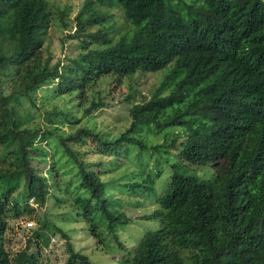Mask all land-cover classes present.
<instances>
[{
    "label": "trees",
    "instance_id": "16d2710c",
    "mask_svg": "<svg viewBox=\"0 0 264 264\" xmlns=\"http://www.w3.org/2000/svg\"><path fill=\"white\" fill-rule=\"evenodd\" d=\"M109 8L119 9L131 29L114 42L106 26ZM47 23L44 0H0V45H7L0 49V147L6 151L0 157V239L6 212L16 217L28 211L24 203L30 199L43 205L50 189L61 184L59 191L66 193L78 179L83 195L75 197L81 208L76 215L101 244L102 228L112 233L127 220L103 200L98 174L105 171L87 159L85 143L96 144L99 155L118 158L122 149H144L136 135L143 128L182 127L179 162L211 168V182L172 165L181 172L170 175L155 209L142 217L159 227L141 236L124 264H264V0H83L67 37L83 50L66 66H49L40 57ZM160 71L155 93L128 109V127L112 140L86 129L61 138V121H53L52 129L29 127L18 103L56 80L59 95L83 106L86 92L102 80ZM89 105L84 115L97 106L93 100ZM58 156L67 161L60 163ZM65 164L75 173L59 183ZM257 175L259 194L249 202L242 194ZM119 180L117 187L127 195L148 192L152 182L132 169ZM45 227L34 238H43ZM65 250L63 264H89L70 243ZM0 264H37V258L27 248L9 256L0 245Z\"/></svg>",
    "mask_w": 264,
    "mask_h": 264
},
{
    "label": "rangeland",
    "instance_id": "374dc122",
    "mask_svg": "<svg viewBox=\"0 0 264 264\" xmlns=\"http://www.w3.org/2000/svg\"><path fill=\"white\" fill-rule=\"evenodd\" d=\"M44 1L48 23L41 34L40 57L43 61L48 59L49 66L56 64L66 66L83 50L78 40L67 38L75 29V17L82 7L83 0ZM104 11L110 17L106 26L109 28L108 33L112 42L130 32V26L124 21L119 9L109 8ZM86 31L93 32L95 28H89ZM95 47L91 45L89 48ZM0 49L6 50L7 45L2 43ZM163 74L164 71H160L140 73L130 79L102 80L86 92L87 100L82 103L83 106H77L78 102L72 98L73 94L70 95L72 101L69 102L68 97L59 95L56 80L37 86L29 93L28 98H18V103L29 115L30 119L27 122L29 127L52 129L56 123L53 121H61V125H57L56 133L61 138L74 134L77 130L86 129L102 135L103 140H112L128 127L130 122L128 109L133 104L148 100L160 85ZM165 92L164 89L162 94ZM90 100H93L97 106L89 114L84 115L83 110L90 106ZM68 117L75 121V124H69L66 121ZM136 135L144 149L140 150L135 146L128 149L126 153L122 149L117 152L118 158L114 155L97 154L96 144L90 140L83 147L86 153L90 151L87 153V159L90 162L102 164L101 170L105 172L98 176L104 188L101 187L99 191L105 202L112 203L111 210L121 214L122 220H127L125 225L117 226L112 233L102 228L103 242L97 244L88 232L87 223L81 216L76 215V213L81 214V208L75 204V197L83 195V190L76 186L79 184L78 179L71 180L66 193L59 191L62 188L61 184L57 191L50 189L43 205L30 199L24 203L28 211H20L21 213L16 217H13L11 211L4 214L5 229L0 239V245L4 251L11 256L27 248L28 254L36 256L37 264H63L66 257L65 244L68 242L74 251L87 258L89 264H124L141 236L159 227L158 221H147L142 217L150 215L155 209V201L165 189L170 175L173 172H181V169L172 171V165H178L189 173H194L204 183L211 182L209 180L212 178L211 168L190 166L185 162H179L177 152L186 136L184 128L173 127L156 131L150 126L148 129H141ZM49 142L54 144L53 138ZM3 150L0 147V157L3 155ZM58 157L60 163L67 161L65 156ZM49 159L50 156L47 155L46 166L40 165L42 172L46 170ZM140 162L142 164L138 166L137 163ZM135 164L138 166L137 169L133 167ZM1 165L0 162V167ZM65 165L62 167L64 169L59 171L61 174L59 183L67 182V179L75 173L72 165ZM111 167L114 169L108 170ZM127 167L141 171L143 176H149L152 182L148 185L150 188L148 192L140 189L141 192L127 195L119 190L116 183L121 181H118V178L131 170L128 168L125 171ZM259 176L257 175L245 186L242 196L249 202H254L259 194ZM134 179L138 181V178L134 177ZM126 180L123 179L122 182ZM42 225L47 226L41 229L43 238H34V232L38 231ZM27 240H32L29 246H26Z\"/></svg>",
    "mask_w": 264,
    "mask_h": 264
},
{
    "label": "built area",
    "instance_id": "2783aa9c",
    "mask_svg": "<svg viewBox=\"0 0 264 264\" xmlns=\"http://www.w3.org/2000/svg\"><path fill=\"white\" fill-rule=\"evenodd\" d=\"M29 225V224H28Z\"/></svg>",
    "mask_w": 264,
    "mask_h": 264
}]
</instances>
